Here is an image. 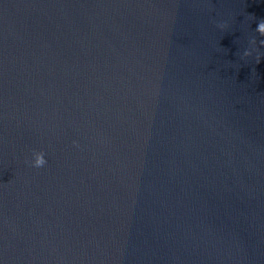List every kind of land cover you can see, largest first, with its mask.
<instances>
[{
	"label": "water",
	"instance_id": "obj_1",
	"mask_svg": "<svg viewBox=\"0 0 264 264\" xmlns=\"http://www.w3.org/2000/svg\"><path fill=\"white\" fill-rule=\"evenodd\" d=\"M261 19L0 0V264H264Z\"/></svg>",
	"mask_w": 264,
	"mask_h": 264
},
{
	"label": "clouds",
	"instance_id": "obj_2",
	"mask_svg": "<svg viewBox=\"0 0 264 264\" xmlns=\"http://www.w3.org/2000/svg\"><path fill=\"white\" fill-rule=\"evenodd\" d=\"M250 16H252V15H250ZM252 17H254V16H252ZM219 27L223 29L225 27V25L221 24V25H219ZM255 31L260 36L264 37V19H261V20L258 21ZM260 43L262 45H264V40H262ZM250 44L255 45L256 44V40L252 39L250 41ZM251 55H252V51L251 50H245V52L243 53L244 57H248V56H251ZM260 60H261L260 57L257 56V64L260 63ZM74 143H75V141H74ZM26 163H30L31 166L35 167V168L43 167L47 163V161L45 159V153L43 151H39V152L34 151L32 160L30 162L26 161Z\"/></svg>",
	"mask_w": 264,
	"mask_h": 264
}]
</instances>
